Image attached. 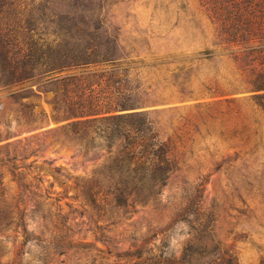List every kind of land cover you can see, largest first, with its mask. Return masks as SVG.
Listing matches in <instances>:
<instances>
[{"label":"rangeland","instance_id":"obj_1","mask_svg":"<svg viewBox=\"0 0 264 264\" xmlns=\"http://www.w3.org/2000/svg\"><path fill=\"white\" fill-rule=\"evenodd\" d=\"M213 3L4 0L0 29L20 37L40 18L53 35L71 10L76 28L57 50L112 61L69 73L110 79L134 105L124 113H142L170 147L174 168L145 204L92 207L86 188L112 187L105 142L66 136L39 79L0 84V190L15 208L0 226V264H264V110L242 48L211 22Z\"/></svg>","mask_w":264,"mask_h":264},{"label":"trees","instance_id":"obj_2","mask_svg":"<svg viewBox=\"0 0 264 264\" xmlns=\"http://www.w3.org/2000/svg\"><path fill=\"white\" fill-rule=\"evenodd\" d=\"M4 6H0V15ZM72 7L77 12L78 8ZM45 9L48 10L46 6ZM45 9L39 8V11L44 14ZM71 13L70 10L60 18L53 35L42 28L45 18L25 24L23 29L27 34L22 37L12 35L6 28L0 29V84L12 87L39 79L54 91V109L63 113L55 120L64 122L66 136L87 139L92 134L88 145L93 147L97 140L105 142L110 160L106 169L112 187L106 194L96 190L97 187L86 188L92 207H98L102 199L108 198L117 208L127 207L135 197L145 204L166 185L174 168L171 149L158 141L151 122L142 113H124L134 110V105L120 100L110 79L96 80V72L69 73L72 68L112 61V56L99 61L88 51L62 53L57 50L65 47L58 41L72 35L76 28ZM211 13L212 24H215L213 19L220 24L227 43L242 48L244 63L252 67L251 98L264 110V0H215ZM50 25L57 26L55 21H50ZM50 36L57 37L51 39ZM10 169L19 186L25 187V175L17 172L19 168L15 166ZM3 196L0 190V226L10 220L15 211Z\"/></svg>","mask_w":264,"mask_h":264}]
</instances>
